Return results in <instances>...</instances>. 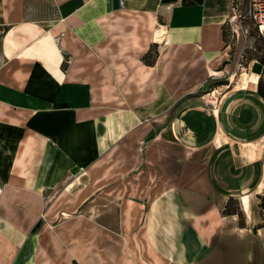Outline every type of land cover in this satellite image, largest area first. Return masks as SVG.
<instances>
[{
  "label": "crops",
  "instance_id": "1",
  "mask_svg": "<svg viewBox=\"0 0 264 264\" xmlns=\"http://www.w3.org/2000/svg\"><path fill=\"white\" fill-rule=\"evenodd\" d=\"M231 1L0 0V264H256L264 59L217 84Z\"/></svg>",
  "mask_w": 264,
  "mask_h": 264
},
{
  "label": "rangeland",
  "instance_id": "2",
  "mask_svg": "<svg viewBox=\"0 0 264 264\" xmlns=\"http://www.w3.org/2000/svg\"><path fill=\"white\" fill-rule=\"evenodd\" d=\"M237 35H240V38H243L242 42L243 44L240 46L237 52H234L235 50H232V54H230L229 59L226 61V65L222 66L220 69L222 70V73H220L217 79L218 85L227 84L229 81H231V75L235 74L236 77H240L247 71V65L248 62L253 60V64L257 62L259 59H264V45H262L260 42H257L254 40V37L251 33V31H248L247 33L240 32V30L237 32ZM261 44V45H260ZM258 45V46H257ZM232 49L235 48V46L231 47ZM234 52V53H233ZM244 72V73H243ZM216 84V83H215ZM204 97H210L211 91L208 89H205L201 92ZM264 195L262 193L260 196ZM257 213H258V221L253 225L252 228V240L253 243L251 244H257L260 251L255 256L256 264H264V231L258 230L259 227L264 228V209L260 208V199L258 198L257 201ZM229 211L235 210V205L230 204ZM240 225H242V220L240 219Z\"/></svg>",
  "mask_w": 264,
  "mask_h": 264
},
{
  "label": "built area",
  "instance_id": "3",
  "mask_svg": "<svg viewBox=\"0 0 264 264\" xmlns=\"http://www.w3.org/2000/svg\"><path fill=\"white\" fill-rule=\"evenodd\" d=\"M231 14L227 20L230 37L238 36L237 32L247 33L249 29H253L254 37L264 44V0H239L231 1ZM3 29L0 28V36Z\"/></svg>",
  "mask_w": 264,
  "mask_h": 264
},
{
  "label": "trees",
  "instance_id": "4",
  "mask_svg": "<svg viewBox=\"0 0 264 264\" xmlns=\"http://www.w3.org/2000/svg\"><path fill=\"white\" fill-rule=\"evenodd\" d=\"M252 34H254V31H251ZM259 42V40H256V43ZM218 84V83H217ZM257 93L261 95L262 98H264V76L260 77L258 79V83H257ZM258 198L260 199V208L264 209V195L262 196H258ZM229 209V205L228 207L224 210L225 213H232L231 211L228 210ZM260 228V227H259Z\"/></svg>",
  "mask_w": 264,
  "mask_h": 264
},
{
  "label": "bare ground",
  "instance_id": "5",
  "mask_svg": "<svg viewBox=\"0 0 264 264\" xmlns=\"http://www.w3.org/2000/svg\"><path fill=\"white\" fill-rule=\"evenodd\" d=\"M248 71V70H247ZM251 72H252V74L253 73H256V71H252L251 70ZM244 73V72H243ZM247 76H248V73H244L243 75H241L240 76V80H239V82L237 83V85L238 86H242V84H243V82L246 80V78H247ZM235 81V74H232L231 75V82H234ZM237 87V86H236ZM262 187H264V186H260V190L262 189ZM248 197H243V198H241V204H242V208H243V210H244V212L247 214V212H248V208H247V204H248Z\"/></svg>",
  "mask_w": 264,
  "mask_h": 264
}]
</instances>
